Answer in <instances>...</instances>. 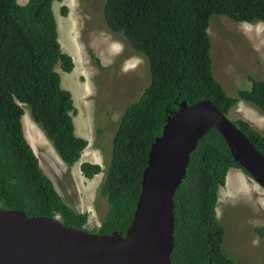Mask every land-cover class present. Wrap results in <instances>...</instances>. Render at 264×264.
<instances>
[{
  "label": "trees",
  "instance_id": "trees-1",
  "mask_svg": "<svg viewBox=\"0 0 264 264\" xmlns=\"http://www.w3.org/2000/svg\"><path fill=\"white\" fill-rule=\"evenodd\" d=\"M54 1L0 0V208L53 218L59 214L63 225L86 228L88 213L76 211L61 197L23 130L27 106L67 167L87 146V139L75 133L73 99L55 69L59 64L71 71L74 63L58 40ZM103 12L108 30L145 58L149 82L124 109L104 167L80 164L85 177L103 173L94 203H104L105 211L99 226L90 229L99 234L125 232L150 145L181 100L190 104L209 99L226 116L246 101L264 115V79L249 76L251 88L229 95L214 77L207 30L212 15L264 23V0H105ZM232 122L264 153L260 131L241 117ZM231 168L242 169L212 127L191 152L173 196L172 264H236L222 246L224 227L215 211ZM255 230L264 237V226Z\"/></svg>",
  "mask_w": 264,
  "mask_h": 264
},
{
  "label": "rangeland",
  "instance_id": "rangeland-1",
  "mask_svg": "<svg viewBox=\"0 0 264 264\" xmlns=\"http://www.w3.org/2000/svg\"><path fill=\"white\" fill-rule=\"evenodd\" d=\"M17 1L25 4L28 0ZM104 4L105 0H55L52 10L61 48L72 55L74 63L71 71L62 70L59 64L55 69L60 74L61 86L73 99L75 133L87 139L85 133L88 132L92 139L101 132L99 143H103L110 153L108 139L117 129L126 106L143 93L149 82V70L143 56L108 30ZM63 7L66 8L64 14ZM209 21L212 72L226 92L235 95L238 89L251 88L249 76L264 79V23L237 22L222 15H212ZM117 40L124 46L119 56L114 51L118 44L112 43ZM132 63L134 65L130 66ZM255 108L240 101L227 116L231 121L239 117L248 120L264 135V115ZM24 111L30 114L27 106ZM30 121L32 126L27 122L23 125L24 134L36 145L34 152L43 171L63 192L61 178L68 187L69 182H73L69 171L63 170L61 159L50 141L32 118ZM91 143L99 146L97 137ZM101 157L100 153V160ZM102 175L98 174V177L102 179ZM227 176L225 185L219 188L215 207L224 227L222 246L236 264H264V237L255 230L264 226V190L240 168H231ZM101 179L97 184L96 178L91 182L96 184L95 191ZM100 203L101 209L95 210L99 224L104 213V203ZM98 226L89 222L85 225L91 232L90 229Z\"/></svg>",
  "mask_w": 264,
  "mask_h": 264
},
{
  "label": "water",
  "instance_id": "water-1",
  "mask_svg": "<svg viewBox=\"0 0 264 264\" xmlns=\"http://www.w3.org/2000/svg\"><path fill=\"white\" fill-rule=\"evenodd\" d=\"M264 190V153L209 99L181 100L150 145L125 232L99 234L57 218L0 208V264H172L174 200L191 152L210 128Z\"/></svg>",
  "mask_w": 264,
  "mask_h": 264
},
{
  "label": "crops",
  "instance_id": "crops-1",
  "mask_svg": "<svg viewBox=\"0 0 264 264\" xmlns=\"http://www.w3.org/2000/svg\"><path fill=\"white\" fill-rule=\"evenodd\" d=\"M83 122L86 123V120H83ZM85 134L88 136V138H87V146L83 149L81 153L82 158L80 157L77 162H75L72 166H70L69 174L73 182H69V187H68V183L63 182L61 178V182L64 183L62 187L63 189H65L63 192H60L57 189L54 182L53 184L55 188L57 189L58 193L61 195V197L65 200V202L70 207H72L78 212L88 213L87 223L89 222L94 225H98L99 221H98V216L96 215L95 210H97L98 212L99 209L95 207L94 196H95V186L98 180L101 178L98 177V174H95L91 178L85 177L80 170V164L81 162H84V161H91V162L100 164L101 163L100 152L98 151L96 146L92 145L91 143L92 139L89 137V133L87 132ZM39 163H40V160H39ZM61 163H62V167L64 171L68 169V167L62 161ZM95 178L97 179L96 184L92 185L91 182H93ZM104 211H105V208H104ZM100 219H101V216H100Z\"/></svg>",
  "mask_w": 264,
  "mask_h": 264
},
{
  "label": "flooded vegetation",
  "instance_id": "flooded-vegetation-1",
  "mask_svg": "<svg viewBox=\"0 0 264 264\" xmlns=\"http://www.w3.org/2000/svg\"><path fill=\"white\" fill-rule=\"evenodd\" d=\"M98 131H99V129H98ZM102 133L100 132V134H97V135H93V138H92V141H94V138L95 137H97V142L99 143V141H100V135H101ZM111 138H112V136H111ZM111 138L110 139H108L109 140V142L111 141ZM91 141V142H92ZM95 143V142H94ZM97 149H98V151L101 153V155H102V157H101V163H102V167L104 166V161H105V159H106V156H107V149H106V146L103 144V143H99V146H97ZM88 162H91V161H88ZM91 163H94V162H91ZM68 171H70V167H68ZM95 199V198H94ZM95 207L96 208H98L99 210L101 209V203H98L97 205L95 204ZM104 208H105V206H104Z\"/></svg>",
  "mask_w": 264,
  "mask_h": 264
},
{
  "label": "clouds",
  "instance_id": "clouds-1",
  "mask_svg": "<svg viewBox=\"0 0 264 264\" xmlns=\"http://www.w3.org/2000/svg\"><path fill=\"white\" fill-rule=\"evenodd\" d=\"M257 23V22H256ZM112 43H114V44H118V46L117 47H115V49H114V51H115V55H121L122 54V52H123V49H124V46L122 45V43H121V40H117V41H113ZM69 54V53H68ZM70 55V54H69ZM71 57H72V55H70ZM127 60H129V59H126V61ZM132 65H134L133 63L130 65V66H132ZM124 66V68H125V64L123 65ZM129 66V67H130ZM240 102V101H239ZM81 157V156H80ZM101 161V160H100ZM82 163V162H81ZM98 164V163H97ZM100 166H101V168H103L102 167V164L100 163L99 164ZM102 172H100V173H97V174H101ZM87 221H88V219H87ZM98 225H99V223H98Z\"/></svg>",
  "mask_w": 264,
  "mask_h": 264
},
{
  "label": "bare ground",
  "instance_id": "bare-ground-1",
  "mask_svg": "<svg viewBox=\"0 0 264 264\" xmlns=\"http://www.w3.org/2000/svg\"><path fill=\"white\" fill-rule=\"evenodd\" d=\"M136 64V63H135ZM127 68H128V66H127ZM29 118L30 116H29V114H28V112L26 111V113H25V115L23 116V122H24V124L27 122L28 124H30V126H32V122L30 121V119L31 118H27V117ZM29 142H30V144L32 145V147H33V149H35V144H34V142L31 140V139H29ZM82 158V157H81Z\"/></svg>",
  "mask_w": 264,
  "mask_h": 264
},
{
  "label": "built area",
  "instance_id": "built-area-1",
  "mask_svg": "<svg viewBox=\"0 0 264 264\" xmlns=\"http://www.w3.org/2000/svg\"><path fill=\"white\" fill-rule=\"evenodd\" d=\"M59 217H60L59 214H56V215H55V218L59 219Z\"/></svg>",
  "mask_w": 264,
  "mask_h": 264
}]
</instances>
